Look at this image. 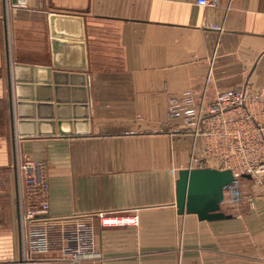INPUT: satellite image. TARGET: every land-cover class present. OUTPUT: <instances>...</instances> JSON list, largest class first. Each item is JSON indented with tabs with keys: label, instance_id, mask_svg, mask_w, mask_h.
<instances>
[{
	"label": "crops",
	"instance_id": "crops-1",
	"mask_svg": "<svg viewBox=\"0 0 264 264\" xmlns=\"http://www.w3.org/2000/svg\"><path fill=\"white\" fill-rule=\"evenodd\" d=\"M53 13L83 20L88 69L72 78L73 70L63 69L69 73L60 94L70 102L62 113L79 117L63 124L64 134L56 122L22 136L14 67L52 64ZM64 27L78 30L75 22ZM60 57L77 65L80 50ZM85 76L91 96L80 83ZM246 85L264 90V0H221L217 7L197 0H27L16 8L0 0V170L25 155L44 160L49 215L68 227L98 212L139 217L136 226L109 228L88 218L95 248L81 264H226V255L262 254L261 247H226V234H262L256 220L264 219V202L249 225L240 218L200 220L176 206L179 173L189 168L193 147L203 157L204 143L194 126L170 118V98L198 103ZM255 110L264 122V104ZM203 166L221 169L222 159L209 156ZM59 254L53 250L40 264H73L57 260Z\"/></svg>",
	"mask_w": 264,
	"mask_h": 264
},
{
	"label": "built area",
	"instance_id": "built-area-1",
	"mask_svg": "<svg viewBox=\"0 0 264 264\" xmlns=\"http://www.w3.org/2000/svg\"><path fill=\"white\" fill-rule=\"evenodd\" d=\"M200 6L217 7L221 0H197ZM27 0H17L13 7H23ZM264 104V90L238 86L219 91L214 99L201 97L198 103L191 96L185 100L171 97L169 114L194 126L196 139L202 138L204 155H197L193 147L189 168H204L209 156L220 157L223 168L234 175L233 188L246 174L257 180L264 175V122L256 105ZM201 147V148H202ZM200 148V149H201ZM202 159H205L203 161ZM197 163V167L194 164ZM24 181L21 229L23 258L27 264L50 261V254L58 250L57 260L79 262L95 248V227L88 218L94 217L101 227H125L139 224L138 214L115 215L98 212L94 216L77 217L73 226L49 215L48 193L50 179L46 162L28 155L15 164ZM226 192V189H225ZM226 194V193H225ZM264 198V197H263ZM21 199V202H22ZM75 264V263H74Z\"/></svg>",
	"mask_w": 264,
	"mask_h": 264
},
{
	"label": "water",
	"instance_id": "water-1",
	"mask_svg": "<svg viewBox=\"0 0 264 264\" xmlns=\"http://www.w3.org/2000/svg\"><path fill=\"white\" fill-rule=\"evenodd\" d=\"M16 2L17 0H12V4ZM72 22L78 25V30H67L64 27L67 24L71 25ZM82 24V17L79 16L51 14L52 64L50 66L15 64V89L18 97L19 129L22 136L36 135L35 130H32L36 124L41 128L48 124L55 125L56 122L59 126V131L64 134L66 132L62 128L63 124H70L74 117H79L76 116L78 115L77 113L74 116L69 113H62L64 107L70 108V104H68L70 102L69 100H62L60 94L63 92L62 77H67V73H69L63 72V69L73 70L69 73L71 78L76 73H84L88 69L86 44L84 42L85 33L82 29ZM74 46L80 50V62L77 65L73 63L65 64L61 61L60 54L62 51L69 48L72 49ZM80 83L84 85V90L87 87L89 88L91 96L89 78L85 76L84 81ZM55 95H57V98ZM12 96L13 91L11 88V99ZM34 108H36V113ZM47 118L51 119L48 121L49 123L46 120H42ZM245 177L251 178L248 174ZM233 181L234 175L230 169L210 167L182 169L176 181V206L178 213L197 214L200 220L208 221L231 219L233 216L226 214L222 210V203L225 199V189Z\"/></svg>",
	"mask_w": 264,
	"mask_h": 264
},
{
	"label": "rangeland",
	"instance_id": "rangeland-1",
	"mask_svg": "<svg viewBox=\"0 0 264 264\" xmlns=\"http://www.w3.org/2000/svg\"><path fill=\"white\" fill-rule=\"evenodd\" d=\"M18 160L19 158L16 160V163ZM11 166L8 169L0 170V263L26 264L23 254H21L23 252L21 229V216L23 212L22 194L26 189L21 173L17 170V166H15V162H12ZM14 167L17 170L16 172ZM263 180L264 175L257 180L252 178L247 179V177L243 176L239 179V185L237 187L233 188L232 186H228L226 188L225 199L222 203V210L226 214H231L233 219L240 218L243 221L248 220V223H243L244 225L251 224L250 217L256 216L259 218L263 214V209L261 210V207L257 203L258 201L264 202V193L261 194L259 190ZM108 213L115 215L137 214L125 211ZM256 221L259 222L260 226H264V219L259 218ZM256 236L259 239H256ZM227 246L237 249H244L243 247H261L263 248V252L261 255L251 256L226 255V264L228 260L236 264L238 262H247L245 264L262 262L264 264V232L259 235L257 233H249L245 230L231 233V235L227 233ZM255 257L257 261H255ZM244 258H246V261H244ZM74 263L81 264L82 262Z\"/></svg>",
	"mask_w": 264,
	"mask_h": 264
}]
</instances>
